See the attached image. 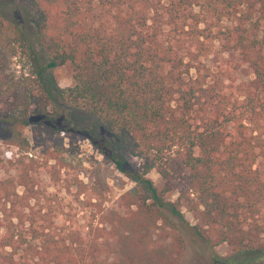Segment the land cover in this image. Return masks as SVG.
Here are the masks:
<instances>
[{
	"label": "trees",
	"instance_id": "1",
	"mask_svg": "<svg viewBox=\"0 0 264 264\" xmlns=\"http://www.w3.org/2000/svg\"><path fill=\"white\" fill-rule=\"evenodd\" d=\"M10 1L35 27L0 10V122L16 131L0 137V164L3 143L21 153L16 174L0 177V264H179L182 206L209 247L230 246L211 264H264V0ZM201 22L218 26L217 48L231 55L215 71ZM65 64L75 83L54 90L46 70ZM241 68L253 76L240 79ZM58 99L110 135L119 169L126 156L140 160L136 186L86 234L53 226L37 179L49 167L17 130L39 142L67 135Z\"/></svg>",
	"mask_w": 264,
	"mask_h": 264
},
{
	"label": "rangeland",
	"instance_id": "2",
	"mask_svg": "<svg viewBox=\"0 0 264 264\" xmlns=\"http://www.w3.org/2000/svg\"><path fill=\"white\" fill-rule=\"evenodd\" d=\"M0 10L10 19L26 25L31 33L34 32V23H26L21 19L10 0L0 1ZM193 10L201 14L203 8L199 4L195 5ZM230 21L225 19L220 25L223 27ZM191 23V19L184 21L186 30L190 29ZM198 26L201 29L206 28L204 30L208 34L206 37L200 36L198 41L199 44L202 42L206 48V55L202 57L203 62L215 71L231 55L217 48L220 44L216 37L218 26L210 28L205 22H201ZM46 75L54 90L58 87H69L75 83L69 64L48 68ZM239 76L240 79L248 80L253 74L248 69L241 68ZM55 108L56 122L69 127L65 132L67 135L58 133L48 136L46 142H39L34 140L29 127L18 126L17 130H21L22 135L32 142L29 153H33L40 162L43 164L45 162V166L49 167L48 170L37 174V179L42 192L40 204L45 206L44 211L51 209V216L55 221L53 226L63 233L78 229L86 234L89 231V224L98 225L102 210L116 207L120 196L136 186L134 174L139 168L140 160L126 156L124 166L128 171H122L110 157L109 146L113 143L110 135L98 125L91 114L71 110L61 100L57 101ZM15 132L5 123L0 122V137L15 138ZM3 146L0 177L15 175L14 162L21 154L19 146L4 143ZM148 176L162 188L163 180L156 170L149 172ZM17 189L20 192L23 191L21 186ZM170 197L176 199L177 193L173 192ZM182 209L189 224L180 226L186 248L179 264H211L214 254L230 253L231 248L227 243L209 247L191 227L197 222L194 213L186 206H182Z\"/></svg>",
	"mask_w": 264,
	"mask_h": 264
}]
</instances>
